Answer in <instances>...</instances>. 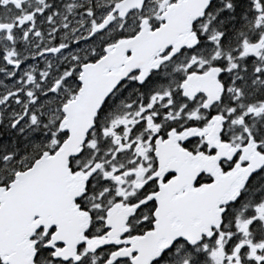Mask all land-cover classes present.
I'll use <instances>...</instances> for the list:
<instances>
[{
    "label": "snow or ice",
    "instance_id": "1",
    "mask_svg": "<svg viewBox=\"0 0 264 264\" xmlns=\"http://www.w3.org/2000/svg\"><path fill=\"white\" fill-rule=\"evenodd\" d=\"M0 264H264V0H0Z\"/></svg>",
    "mask_w": 264,
    "mask_h": 264
}]
</instances>
